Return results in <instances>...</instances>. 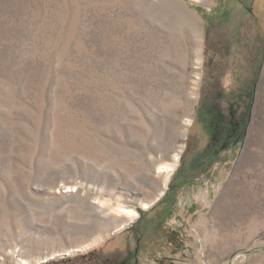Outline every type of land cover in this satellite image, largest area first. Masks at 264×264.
I'll return each mask as SVG.
<instances>
[{
  "label": "rangeland",
  "instance_id": "1",
  "mask_svg": "<svg viewBox=\"0 0 264 264\" xmlns=\"http://www.w3.org/2000/svg\"><path fill=\"white\" fill-rule=\"evenodd\" d=\"M20 258L264 264V0H0V264Z\"/></svg>",
  "mask_w": 264,
  "mask_h": 264
},
{
  "label": "bare ground",
  "instance_id": "2",
  "mask_svg": "<svg viewBox=\"0 0 264 264\" xmlns=\"http://www.w3.org/2000/svg\"><path fill=\"white\" fill-rule=\"evenodd\" d=\"M201 50L197 53V64H201L199 60L201 59ZM198 69V68H197ZM181 133V131H180ZM179 133V134H180ZM179 154L175 155V158H173V164L170 163H164V164H160L158 166V172L159 173H166L167 177H166V182L169 181L170 175L171 173H173L177 166H178V160H179ZM164 185V184H163ZM94 208L96 211H100L106 215H110V216H120L123 217L125 219H130V220H136L139 218L140 214L138 213V211L132 209V208H128L122 205H118L116 207H112L110 204H108L107 202H103V201H98L94 203ZM20 261L23 264H29L28 260H25L23 258H20Z\"/></svg>",
  "mask_w": 264,
  "mask_h": 264
}]
</instances>
